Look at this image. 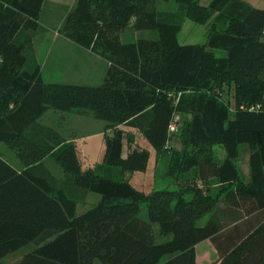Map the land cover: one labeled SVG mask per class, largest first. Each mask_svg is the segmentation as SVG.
Wrapping results in <instances>:
<instances>
[{
    "label": "trees",
    "instance_id": "trees-1",
    "mask_svg": "<svg viewBox=\"0 0 264 264\" xmlns=\"http://www.w3.org/2000/svg\"><path fill=\"white\" fill-rule=\"evenodd\" d=\"M44 1L0 0V143L20 164L0 154V264H197L195 246L204 240L216 252L210 264H264V9L243 0H175V10L154 0H75L56 32L108 63L100 84L80 85L45 82L24 52L46 30ZM185 18L211 22L205 43L177 41ZM130 26L157 33L123 41ZM49 109L107 122L103 164L117 174L84 171L72 142L55 147L32 135ZM177 113L185 118L184 149L174 168L191 174L192 185L144 195L123 172L144 171L149 152L130 148L119 126L159 149ZM240 146L247 175L236 164ZM47 154L73 191L97 193L101 202L78 213L80 200L58 184Z\"/></svg>",
    "mask_w": 264,
    "mask_h": 264
},
{
    "label": "rangeland",
    "instance_id": "rangeland-1",
    "mask_svg": "<svg viewBox=\"0 0 264 264\" xmlns=\"http://www.w3.org/2000/svg\"><path fill=\"white\" fill-rule=\"evenodd\" d=\"M199 1L208 2V0ZM243 1L253 7L264 9V0ZM74 2L75 0H45L39 20L46 30L35 35L31 43L24 46V52L31 59V66H39L41 77L45 82L98 85L105 75L108 66L107 61L70 42L56 32V27L61 23ZM154 3L160 10H175L177 7L175 0H154ZM209 23L201 24L185 18L177 32V41L180 44L205 43ZM156 33V30L144 29L139 31L130 26L120 34V37L123 41H128L136 37H153ZM214 52L216 56L223 54L219 50ZM223 96L230 107L234 108L233 87L231 85L224 86ZM184 120L182 114H175L174 129L169 131L167 142L159 149L153 148L138 130L125 125L119 126L127 132L130 148L147 149L149 152L144 171L125 170L123 172L126 180L144 195L160 189L184 193L189 191L187 187L192 185L191 174H182L174 168L180 153L184 149L182 138L178 133V126ZM111 127L113 126L111 125ZM109 128L107 122L95 118L84 110L58 111L49 109L30 127L29 131L49 145L54 144L55 147L59 146L62 141L72 142L82 170L102 175L105 173L113 175L117 174L120 169L111 168L106 171L103 164L105 152L104 133L106 130L110 132L111 128ZM53 134L59 136V143L54 141L58 139H47L48 136ZM0 154L11 164L17 167L20 166L15 153L4 143H0ZM247 155V147L240 146L236 164L243 174L246 171ZM44 162L58 184L67 193L80 200L77 203L78 213L101 202V197L97 193L73 191L74 188L71 185L69 175L62 170L50 154H47ZM146 210L147 204L143 201L140 203L141 216L146 217ZM210 214L203 216L201 222L206 221ZM154 226L156 232H158L157 225Z\"/></svg>",
    "mask_w": 264,
    "mask_h": 264
},
{
    "label": "crops",
    "instance_id": "crops-1",
    "mask_svg": "<svg viewBox=\"0 0 264 264\" xmlns=\"http://www.w3.org/2000/svg\"><path fill=\"white\" fill-rule=\"evenodd\" d=\"M247 172H248V161L246 159V171H245L246 175H247ZM195 251H196L197 264H210L216 258L215 249L209 240H204L198 243L195 246ZM10 258H11V255H8L4 259L10 260Z\"/></svg>",
    "mask_w": 264,
    "mask_h": 264
},
{
    "label": "built area",
    "instance_id": "built-area-1",
    "mask_svg": "<svg viewBox=\"0 0 264 264\" xmlns=\"http://www.w3.org/2000/svg\"><path fill=\"white\" fill-rule=\"evenodd\" d=\"M173 129H174V126H173V123H171L169 126V130H173Z\"/></svg>",
    "mask_w": 264,
    "mask_h": 264
}]
</instances>
